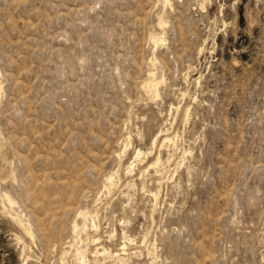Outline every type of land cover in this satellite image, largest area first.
I'll return each mask as SVG.
<instances>
[{
  "label": "rangeland",
  "instance_id": "rangeland-1",
  "mask_svg": "<svg viewBox=\"0 0 264 264\" xmlns=\"http://www.w3.org/2000/svg\"><path fill=\"white\" fill-rule=\"evenodd\" d=\"M171 4L0 0V195L36 229L26 264H84L77 245L87 264H264V0ZM1 197L0 264H22ZM79 209L99 230L71 248Z\"/></svg>",
  "mask_w": 264,
  "mask_h": 264
},
{
  "label": "bare ground",
  "instance_id": "bare-ground-1",
  "mask_svg": "<svg viewBox=\"0 0 264 264\" xmlns=\"http://www.w3.org/2000/svg\"><path fill=\"white\" fill-rule=\"evenodd\" d=\"M161 1V0H160ZM162 3L164 4V6L165 7H167V6H171L172 4H171V0H162ZM201 9H205V7H206V2H202L201 3ZM166 23H167V20H165V18L163 17V15H161V17H160V21H159V26L163 29L162 31V34H155V35H151V39L153 40V42H154V46H155V48L160 44V43H162V42H164L165 41V37L163 36V34H164V26L166 25ZM166 42V41H165ZM151 59V58H150ZM153 59H154V57H153ZM153 61H155V60H153ZM157 61V60H156ZM153 64V63H152ZM157 64V63H156ZM154 65H155V62H154ZM153 65V66H154ZM155 67V66H154ZM149 73V72H148ZM153 73V72H152ZM157 74V73H156ZM156 74H149L150 76V78L148 79V81H147V83H146V85L144 86L150 93H154L155 94V96L156 97H159L160 96V92H159V85L164 81V78H162V79H158V76H156ZM152 76L154 77V78H152ZM1 77V76H0ZM2 84V83H1ZM0 84V95H1V92H2V90H3V86ZM142 86V87H143ZM148 93V92H147ZM150 96V95H149ZM152 96V95H151ZM2 96H0V98H1ZM156 97H155V99H156ZM151 98V97H150ZM172 107L174 108V106L172 105ZM176 107V106H175ZM177 108H179V107H177ZM173 110H175V109H173ZM177 111H178V109H176ZM176 112V111H175ZM162 115H163V112H162ZM185 115V114H184ZM137 118V117H136ZM128 121H129V119H128ZM129 123V122H128ZM168 130V129H167ZM166 130V131H167ZM163 131V130H162ZM169 131V130H168ZM160 132V131H159ZM158 133V132H157ZM161 133V132H160ZM167 133V132H166ZM129 136V135H128ZM155 137V136H154ZM166 137V136H165ZM170 137V136H169ZM168 137V138H169ZM128 138V137H127ZM158 138H159V136H156L155 138H153L154 139V141H153V143L152 144H154V146L156 145V143H157V140H158ZM172 138V137H171ZM170 138V140H172ZM177 138V137H176ZM175 138V139H176ZM126 139V138H125ZM164 139V138H163ZM175 139H174V142H175ZM1 140V139H0ZM127 140H129L124 146V154H125V151H126V149L128 148V146H130V144H131V136H130V139H127ZM170 140H169V142H170ZM164 143V142H163ZM171 143V142H170ZM163 145V144H162ZM169 145V144H168ZM161 146V145H160ZM162 147V146H161ZM168 147V146H167ZM153 150H154V148H152ZM151 148H150V151L152 150ZM119 153V152H118ZM120 154V153H119ZM146 153L142 150V149H136L135 150V158L133 159V161L132 162H130L128 165H127V167H126V171L128 172V173H131L132 171H134V169H135V167H136V165H137V163L136 162H138V160L141 158V156H143V155H145ZM149 153H147V155H148ZM150 154H152V151H151V153ZM158 154H160V153H158ZM121 155V154H120ZM119 155V156H120ZM126 155V154H125ZM118 157V156H117ZM147 157V156H146ZM118 158H120V157H118ZM122 158V157H121ZM157 158V157H156ZM160 158L161 157H159L158 158V161L160 160ZM142 160V159H141ZM120 161V160H119ZM144 161V160H143ZM167 161V160H166ZM139 162H141L140 160H139ZM12 163V162H11ZM152 165V164H151ZM150 166V165H149ZM153 167V166H152ZM157 168H158V166H157ZM147 170V169H146ZM146 170H144L145 172H146ZM166 170V169H165ZM165 170H163V173H164V171ZM135 172V171H134ZM13 174V173H12ZM142 174V173H141ZM119 175V169L117 168V170L116 171H114L111 175H109V176H107L106 177V183H104L105 185V187L104 188H107V187H110L111 188V186L113 187V185L115 186V179L117 178V176ZM127 175V174H126ZM105 179V178H104ZM119 178H117V180H118ZM117 183V182H116ZM131 183V182H130ZM144 183V182H143ZM128 184V183H127ZM117 186V185H116ZM144 186V185H143ZM118 187V186H117ZM130 188H131V186H130ZM133 188V187H132ZM128 189H129V187H128ZM107 190V189H106ZM108 191V190H107ZM113 191V190H112ZM106 192V191H105ZM106 194H107V192H106ZM109 194H110V190H109ZM0 196H2L1 197V201H2V204H3V212H4V214H6L10 219H11V221L14 223V225L16 224L21 230H22V232L24 233V235H17L16 234V239H17V241H18V243L19 244H23V247H22V255H23V260H22V264H26L29 260H30V258H31V254H30V250H31V244L30 243H27L26 242V240L24 239L25 237H27L28 239H30L31 241L32 240H34V238H35V227H34V224H33V222H32V219L30 218V217H28L27 216V212L25 213V212H23L22 210H19V208L20 207H18V202H16L12 197H11V195L10 194H2V195H0ZM157 198V197H156ZM156 200V199H155ZM98 201V200H97ZM22 204V203H21ZM128 206V205H127ZM97 211V210H96ZM97 213V212H96ZM93 214L92 212H90V211H86V210H84V209H79L78 211H77V216L79 217V218H83V221H82V223H79L78 222V220H73L72 221V225H71V231H72V234H73V237H74V239H75V242L74 243H76V244H74V243H71V248H74L78 243H80L82 240H81V238H82V234L83 233H86L88 230H89V224L90 223H92L93 224V228H94V230H96V231H98L99 230V224L97 223V221H96V216L95 215H97V214ZM77 217V218H78ZM98 219V218H97ZM35 222V221H34ZM92 229V228H91ZM110 234H112V236H114V234H116V231L115 230H113V232H111ZM149 234V233H148ZM124 235V234H123ZM84 236V235H83ZM89 236V235H88ZM93 237V236H92ZM124 237H126V236H124ZM110 238V237H109ZM128 238V237H127ZM93 239V238H92ZM126 239V238H125ZM38 240V239H37ZM122 241H125V240H122ZM99 242V238L98 239H93V243H98ZM131 242V241H130ZM145 242V241H144ZM81 243H83V242H81ZM68 245V244H67ZM66 245V246H67ZM123 245V244H122ZM121 245V246H122ZM102 246H104V245H102ZM119 246V245H118ZM99 247V246H98ZM97 247V249H96V251L94 252V256H98V255H101V256H103V255H106L107 256V254H109V252L108 251H103V253H101V252H99L98 250H99V248ZM121 248H123V249H125V245L124 246H122ZM75 255L77 256V258H78V260H75L76 261V263L80 260H82V263H84V264H87V262L89 261V259H88V245H86L85 247H81L80 245H77L75 248ZM105 250H106V248H105ZM64 251H62V254L64 255V254H66V252H64ZM116 253V252H115ZM67 255H69V254H67ZM110 255V254H109ZM118 257V256H117ZM61 259H62V257H61ZM62 261V260H61ZM93 261V263L94 264H101L100 263V261H99V259H97V258H95L94 260H92ZM122 261V260H121Z\"/></svg>",
  "mask_w": 264,
  "mask_h": 264
}]
</instances>
